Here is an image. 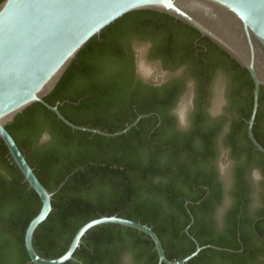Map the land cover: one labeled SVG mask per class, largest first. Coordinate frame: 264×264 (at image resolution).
Segmentation results:
<instances>
[{
	"label": "trees",
	"instance_id": "obj_1",
	"mask_svg": "<svg viewBox=\"0 0 264 264\" xmlns=\"http://www.w3.org/2000/svg\"><path fill=\"white\" fill-rule=\"evenodd\" d=\"M133 15L137 16L133 31H157L171 26L174 30H182L183 41L187 40L183 36L192 33L199 37L179 21L153 11H132L109 24L98 37L85 43L52 91L43 98L50 106L61 103L57 109L72 125L112 134L130 125L137 115L149 114L166 105L155 97L142 102L135 93L126 95L128 82L116 70L109 71L107 65L101 69L104 64L112 63L111 56L117 47L115 35L126 37L128 20ZM200 39L209 44L206 39ZM165 41L167 47L168 41L172 42L171 37ZM165 46L164 51L167 50ZM223 57L242 81L239 88L244 92L247 111L242 116L246 120L252 104V81L245 70L226 55ZM98 79L104 84L100 89ZM83 96L84 99L78 101ZM263 97L264 88L259 87L258 107ZM122 104L123 107L134 104L137 114L122 109ZM116 108L117 113L113 111ZM118 108L122 109V114ZM153 119L143 118L124 134L105 137L71 131L57 121L53 113L34 103L5 126L34 176L47 191H54L67 177L52 196L50 213L33 234L32 246L40 257L52 259L62 255L76 230L100 216H116L150 227L169 261L181 260L192 253L193 244L182 229L189 223L186 209L194 215L196 209L203 207V201L194 205L204 192L200 189H210L211 179L203 171V165L211 157L217 128L201 132L197 120L192 131L181 137L165 132L161 125L151 132L156 123ZM42 120L51 125L53 138L46 150L37 152L25 136ZM257 120L258 112L254 122ZM252 133L264 148V136L256 134L255 128ZM242 137L245 138V134ZM5 155L7 150L0 141V264H32L28 263L23 234L39 210L40 201L22 182L21 174ZM186 200L189 203L184 207ZM176 214L183 216V221H176ZM207 227H197L194 220L187 230L200 247L232 249L228 243L209 237ZM82 243L73 253V258L81 264H116L122 252L130 254L135 264L157 262L152 242L146 235L117 225L92 228L82 238ZM244 249L243 254L234 255L206 248L186 264H206L207 256L216 253L225 256L228 264H244L243 261L250 257V250Z\"/></svg>",
	"mask_w": 264,
	"mask_h": 264
},
{
	"label": "flooded vegetation",
	"instance_id": "obj_2",
	"mask_svg": "<svg viewBox=\"0 0 264 264\" xmlns=\"http://www.w3.org/2000/svg\"><path fill=\"white\" fill-rule=\"evenodd\" d=\"M135 23L137 16L133 15L128 20L126 37L115 35L117 47L111 56L112 63L104 64L101 69L107 67L109 71L116 70L128 82L126 95L135 93L142 102L155 97L161 102L165 101L166 105L149 114L137 115L132 123L137 118L138 122L153 117L156 123L151 132L161 125L165 132L181 137L192 131L197 120L201 132L217 128L211 144V157L203 165V171L211 179V186L210 189H200L204 192L194 202V205H200L203 201L202 208L196 209L194 215L186 209L189 223L182 233L192 242L193 251L197 245L200 251L210 248L241 255L246 247L250 250V257L243 261L244 264H264V154L255 148L247 136L252 104L245 120L242 116L247 111L245 97L239 88L242 81L237 71L234 68L231 70V64L228 65V60L223 57L225 54L210 42L202 43L199 38L203 37L199 34L198 38L194 33L185 35L183 37L187 40L183 41L181 29L174 30L167 26L157 31H133ZM169 37L172 42L168 41L166 47L165 39ZM101 81L98 79L99 89L104 87ZM84 97H79L78 101ZM122 109L137 114L134 104L124 107L122 104ZM122 109L118 108L119 114H122ZM113 111L117 113V108ZM257 112L258 120L254 122ZM50 127L42 120L32 128L31 134L25 136L33 150L42 152L50 146L53 138ZM253 128L256 134L264 136V97L259 107L257 103L251 125L252 136ZM256 143L264 150L261 144ZM262 143L264 145V137ZM188 203V200L184 201L183 206L187 207ZM175 218L176 221H183V216L179 214ZM194 220L197 227L209 226L206 228L209 237L228 243L232 249L211 245L200 247L187 230ZM207 257L206 264L229 263L225 256L217 253ZM116 264L135 263L130 254L122 252Z\"/></svg>",
	"mask_w": 264,
	"mask_h": 264
},
{
	"label": "water",
	"instance_id": "obj_3",
	"mask_svg": "<svg viewBox=\"0 0 264 264\" xmlns=\"http://www.w3.org/2000/svg\"><path fill=\"white\" fill-rule=\"evenodd\" d=\"M139 10L157 12L186 25L249 74L253 88L247 136L255 148L264 154L251 134L259 87L264 88V0H2L0 141L21 174L22 182L40 201L39 210L23 234L28 263L63 264L71 261L81 264L73 258V253L89 230L102 225H117L146 235L156 252V264H185L201 249L196 245L194 251L181 260L169 261L150 227L116 216H100L83 224L74 233L65 252L56 258H42L32 246L33 234L50 213L52 196L66 178L54 191H47L34 176L5 126L15 115L34 103L51 111L57 120L73 131L114 137L134 126L138 118L112 134L78 127L60 115L57 107L61 103L50 106L43 102V98L52 91L89 39L98 37L102 29L124 14Z\"/></svg>",
	"mask_w": 264,
	"mask_h": 264
}]
</instances>
